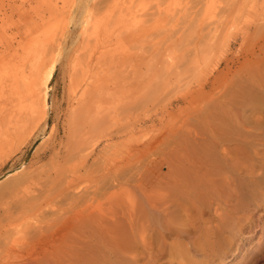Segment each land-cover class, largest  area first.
<instances>
[{"label":"bare ground","instance_id":"bare-ground-1","mask_svg":"<svg viewBox=\"0 0 264 264\" xmlns=\"http://www.w3.org/2000/svg\"><path fill=\"white\" fill-rule=\"evenodd\" d=\"M250 27L252 35L239 36L234 60L225 61L214 80L176 100L188 108L172 116L168 139L155 142L153 157L125 177L123 222H98L93 194L78 189V171L71 179L56 176L33 196L21 190L32 175L8 172L3 186L14 183L4 196L9 200L0 199V264H236V258L237 264H264V236L251 247L253 232L264 231V16ZM216 39L209 38V49ZM54 40L45 36L0 56V153L17 150L39 122L46 132L49 84L61 58ZM198 59L205 63L207 54ZM45 64V76L34 77ZM171 75L164 72L157 85L168 87ZM87 121L83 126L93 122ZM94 153H81L83 170L93 171L88 158ZM51 200L66 208L44 212ZM14 212L37 214L41 222H5Z\"/></svg>","mask_w":264,"mask_h":264},{"label":"rangeland","instance_id":"rangeland-1","mask_svg":"<svg viewBox=\"0 0 264 264\" xmlns=\"http://www.w3.org/2000/svg\"><path fill=\"white\" fill-rule=\"evenodd\" d=\"M85 1L0 0V56L45 36L55 38V55L61 54L49 84L46 132L40 133L39 122L26 131L17 150L0 153V199L11 196L7 191L14 182L8 181L7 186L1 182L10 171H20L19 177L32 175L21 188L32 196L43 192L46 187H41L56 176L71 179L78 171L82 174L78 189L93 194L98 222H123L125 177L135 172L142 158L153 157L155 142L168 139L172 116L188 108L176 100L197 90L206 79L214 80L226 62L234 60L239 36L252 35L253 20L264 16V0ZM215 35L209 49V38ZM202 52L207 59L201 64ZM47 66L34 77H44ZM164 72L172 74L171 84L160 88L157 83ZM149 81L157 88L147 86ZM85 120L94 124L83 126ZM118 127L122 129L117 132ZM77 150L83 156L95 150L88 158L94 161L89 165L93 171L87 170L88 165L83 170ZM99 167L103 170L96 173ZM65 208L51 200L44 212ZM5 222L41 219L37 214L23 217L14 212ZM253 233L251 247L256 248L264 231L258 228Z\"/></svg>","mask_w":264,"mask_h":264}]
</instances>
